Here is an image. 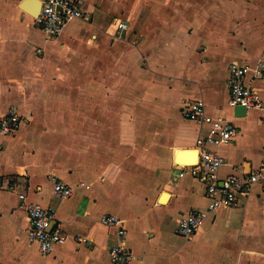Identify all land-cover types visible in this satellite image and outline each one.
Returning <instances> with one entry per match:
<instances>
[{
    "label": "crops",
    "instance_id": "obj_1",
    "mask_svg": "<svg viewBox=\"0 0 264 264\" xmlns=\"http://www.w3.org/2000/svg\"><path fill=\"white\" fill-rule=\"evenodd\" d=\"M21 1L0 0V113L24 116L16 134H0V264H113L108 213L125 221L135 264H264L259 184L195 235L177 232L209 201L203 180L179 172L199 159L201 127L184 117L185 100L202 97L237 127L214 147L222 177L261 163L264 106L236 116L229 77L233 62L251 65L264 105V0H85L86 17L56 37ZM53 175L70 197H57ZM31 202L55 210L68 236L48 255L26 234Z\"/></svg>",
    "mask_w": 264,
    "mask_h": 264
},
{
    "label": "built area",
    "instance_id": "obj_2",
    "mask_svg": "<svg viewBox=\"0 0 264 264\" xmlns=\"http://www.w3.org/2000/svg\"><path fill=\"white\" fill-rule=\"evenodd\" d=\"M84 4L85 0H42L41 12L37 19L48 36L56 37L68 23L86 17ZM127 27L125 21H120L119 28L122 31ZM37 50L42 52L43 49L38 47ZM250 70L251 65L238 61L230 66L229 105L233 110L237 105H244L247 110L264 106L259 89L247 81ZM262 75H264V62H261L255 71L256 77ZM182 112L186 119L200 125L201 133L196 141L199 148L198 161L179 166V172L181 176L190 173L203 180L207 186L209 199L206 207L191 210L180 219L177 232L189 238L195 235L206 219L220 207L237 205L240 195H249L257 184L264 189V154L260 165L249 173L242 175L230 173L222 177L220 172L225 163V157L214 147L233 141L237 132L235 123L225 116L209 113L202 97L185 100ZM23 122V115L18 108L9 107L5 112L0 113V134H16L22 128ZM52 180L57 197L65 199L72 195L71 185L57 179L55 175ZM20 198L24 199L25 194H20ZM26 207L29 219L27 237L30 241L37 242L40 251L48 255L56 245L65 242L68 236L56 226V223L51 226V222L56 220L55 210L44 207L38 202L27 203ZM100 221L114 228V241L109 250L113 264H135L136 255L128 244V230L125 221L112 213L105 214ZM77 236L80 241L92 244L90 237L83 234Z\"/></svg>",
    "mask_w": 264,
    "mask_h": 264
},
{
    "label": "water",
    "instance_id": "obj_3",
    "mask_svg": "<svg viewBox=\"0 0 264 264\" xmlns=\"http://www.w3.org/2000/svg\"><path fill=\"white\" fill-rule=\"evenodd\" d=\"M20 7L31 13L34 17H38L42 8V0H22ZM234 112L236 116H243L247 114V108L244 105H237L234 108ZM55 223L56 220L54 219L51 222V226H53Z\"/></svg>",
    "mask_w": 264,
    "mask_h": 264
},
{
    "label": "bare ground",
    "instance_id": "obj_4",
    "mask_svg": "<svg viewBox=\"0 0 264 264\" xmlns=\"http://www.w3.org/2000/svg\"><path fill=\"white\" fill-rule=\"evenodd\" d=\"M191 162H193V163H194V162H197V159H196V160H193V161H191ZM164 199H166V196L163 198V200H164Z\"/></svg>",
    "mask_w": 264,
    "mask_h": 264
},
{
    "label": "rangeland",
    "instance_id": "obj_5",
    "mask_svg": "<svg viewBox=\"0 0 264 264\" xmlns=\"http://www.w3.org/2000/svg\"><path fill=\"white\" fill-rule=\"evenodd\" d=\"M24 117V116H23Z\"/></svg>",
    "mask_w": 264,
    "mask_h": 264
}]
</instances>
